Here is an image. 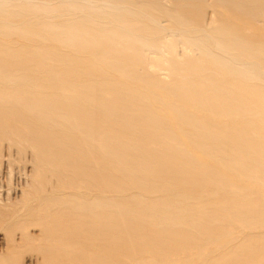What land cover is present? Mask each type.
I'll return each mask as SVG.
<instances>
[{
  "label": "bare ground",
  "instance_id": "6f19581e",
  "mask_svg": "<svg viewBox=\"0 0 264 264\" xmlns=\"http://www.w3.org/2000/svg\"><path fill=\"white\" fill-rule=\"evenodd\" d=\"M180 1L0 0V264H264V0Z\"/></svg>",
  "mask_w": 264,
  "mask_h": 264
},
{
  "label": "rangeland",
  "instance_id": "374dc122",
  "mask_svg": "<svg viewBox=\"0 0 264 264\" xmlns=\"http://www.w3.org/2000/svg\"><path fill=\"white\" fill-rule=\"evenodd\" d=\"M166 2L167 1H169V0H165ZM172 3H181L182 1H180V0H170ZM200 2H202V3H197L196 5L197 6H199V4H200V6L201 5H203V7L205 8L206 7V4H207V7H208V2L207 1H200ZM183 3V2H182ZM205 3V4H204ZM181 6H183V7H185L186 6V4H182ZM199 6V7H200ZM202 7V6H201ZM206 7V8H207ZM205 8V9H206ZM208 9V8H207ZM211 10H212V12L213 11H215V12H218V16H220L221 14L223 15V16H226V17H229L228 18V20H230L231 22L233 21V22H236V23H239L240 22V20H241V17L240 16H235V15H232L228 10H226V9H223V8H215V9H208L207 11V13H206V16L207 17H211V14H212V12H211ZM225 10V11H224ZM229 12V13H227V12ZM219 12H220V15H219ZM198 14H199V12H198ZM200 15V18H201V16L203 17V15L202 14H199ZM209 15V16H208ZM213 15V14H212ZM221 15V16H222ZM198 18H199V16H197ZM239 18V19H237V20H235L236 18ZM233 18H235V19H233ZM13 155V156H12ZM7 158H6V157ZM11 158H14V154H10L9 155V153H6V154H4L3 155V158H2V162L0 163V171L2 172H0V186L3 188V190L4 191H6L7 193H8V195H10V197L13 195V193H14V196L16 197V198H18V192H19V195H20V193L24 190L23 188H25V186H24V182H25V171H27L25 168H24V166L23 165H17V164H13L11 161L13 160V159H11ZM6 159V160H5ZM4 160V161H3ZM5 163V164H4ZM7 163H10V167L9 166H7ZM13 165V166H12ZM15 165H17L16 167H17V169L18 170H20L19 172H18V170H15ZM19 166V167H18ZM23 166V169L21 168ZM7 167V168H6ZM8 167H9V170L7 171V169H8ZM15 167V168H14ZM21 168V169H20ZM30 169V168H29ZM13 170L15 171V173L13 172ZM21 170H22V173L24 172V175H22L20 172H21ZM24 170V171H23ZM17 171V172H16ZM6 172H8V176H7V173ZM13 172V173H12ZM28 172H29V170H28ZM27 172V173H28ZM17 173V174H16ZM26 173V174H27ZM11 174V175H10ZM16 174V175H15ZM2 175H4V178H2L3 176ZM18 175H22V176H24V177H20V176H18ZM10 176V177H9ZM15 176V177H14ZM20 177V178H19ZM11 178V179H10ZM3 179V180H2ZM7 179H9L8 181H7ZM21 179H23V180H21ZM5 180V181H4ZM10 181V182H9ZM24 181V182H23ZM24 183V184H23ZM20 185H22V187L20 186ZM15 186L18 188H16L15 189ZM4 187H5V189H4ZM10 188V189H9ZM13 188V190L11 191V189ZM9 191V192H8ZM13 192V193H12ZM12 197L13 199H16L15 197ZM20 197V196H19ZM1 233V235H0V249H1V251H2V248H3V246H4V237L5 236H3L2 234H5L3 231H0ZM17 239H19V236H17L16 237ZM3 239V240H2ZM3 241V242H2ZM3 244V245H2ZM30 257V258H29ZM31 257H32V255L31 254H25V255H23V264H33V262H31ZM27 258V259H26Z\"/></svg>",
  "mask_w": 264,
  "mask_h": 264
}]
</instances>
